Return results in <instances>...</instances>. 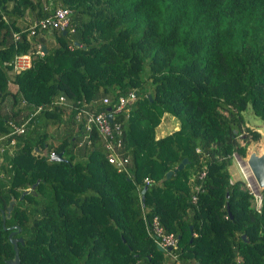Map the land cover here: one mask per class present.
<instances>
[{"label":"trees","instance_id":"1","mask_svg":"<svg viewBox=\"0 0 264 264\" xmlns=\"http://www.w3.org/2000/svg\"><path fill=\"white\" fill-rule=\"evenodd\" d=\"M58 8L64 30L29 35ZM20 54L31 66L15 71ZM79 109L114 112L125 170ZM247 110L264 121V0H0V136L25 124L1 142L15 139L0 152V264L12 232L20 264H264V188L257 210L229 173L261 138ZM165 115L179 126L158 136ZM154 217L177 238L170 253L148 233Z\"/></svg>","mask_w":264,"mask_h":264},{"label":"built area","instance_id":"2","mask_svg":"<svg viewBox=\"0 0 264 264\" xmlns=\"http://www.w3.org/2000/svg\"><path fill=\"white\" fill-rule=\"evenodd\" d=\"M69 14L70 11L64 8H58L56 9L53 13L47 15L45 18L42 19H35L33 22H31L29 26V35L30 36H35L38 32L43 33L45 30H64V28L69 24ZM16 38L18 36L16 35ZM38 52H41V46H38ZM31 60L32 56L31 54H20L14 56L11 64L12 68L15 71H21L24 69H27L31 66ZM137 99V93L136 90H132L126 95L121 96L119 98V103L115 106V113H118L120 111L124 110H129V106L133 104V102ZM60 103H64V97L61 96L58 100ZM104 102H107V98L103 100ZM42 109L41 107H38L36 110H31L30 116H34L37 111H40ZM113 112V113H114ZM108 113L109 112H101L98 114H93V113H88L85 109H79L78 115H77V121L81 122L82 117H87V122L85 124V127L87 130H91L93 124L99 135H101L104 139H107L106 142V147L109 148L112 151V154L109 155L108 161L110 163H114L115 166L119 168V170H125L124 166L126 162L128 161L127 157H121L117 154L116 149L121 146L122 139H114L115 134L120 135L121 134V126L120 123L115 122L111 124V120L108 118ZM112 113V114H113ZM9 124L12 126V131L10 134L5 135V136H0V152H3L5 147H8L10 145L15 144V139L11 138L8 142L9 144H2L1 142L4 139H7L8 136L10 135H15V134H22L25 132V124L24 123H14V122H9ZM114 133V134H113ZM46 152L40 153V155L45 156ZM57 156V153H55L53 150H51L45 157L47 158L48 161H53L54 158ZM1 161L2 159L0 158V177L3 176V172L1 169ZM203 174V173H202ZM145 183L150 184L151 180L149 178H145ZM195 200V198H193ZM148 233L155 239L157 242L158 246L162 247L164 251L167 253H170L169 248L175 247L177 244V238L175 237L174 234H165L163 228L159 224V220L157 217L153 218V221L148 227ZM175 257V256H173Z\"/></svg>","mask_w":264,"mask_h":264},{"label":"rangeland","instance_id":"3","mask_svg":"<svg viewBox=\"0 0 264 264\" xmlns=\"http://www.w3.org/2000/svg\"><path fill=\"white\" fill-rule=\"evenodd\" d=\"M24 23H30L29 19H26ZM170 120L172 121L171 126H165L163 129V135H166L173 131L172 126L177 125L179 126V121L174 118L170 117ZM244 117L246 119V125L245 127L251 128L252 130H257L261 133V138L258 141H251L247 146V153L245 157L240 156L238 153L233 154V161L232 164L229 166V173L231 176L232 181L236 180H242L245 183V186L249 189V191L253 194L255 198L261 196V188L258 186L248 164L247 160L249 155L252 152H255L256 154H261L264 150V121L259 119L257 116H255L251 110H247L244 113ZM246 134V132H243L240 137L239 141L241 144H243V136ZM244 171V172H243ZM245 173V174H244ZM246 175V176H245ZM258 206V204L256 203ZM164 256L167 257L166 253H164ZM191 264V263H189Z\"/></svg>","mask_w":264,"mask_h":264},{"label":"water","instance_id":"4","mask_svg":"<svg viewBox=\"0 0 264 264\" xmlns=\"http://www.w3.org/2000/svg\"><path fill=\"white\" fill-rule=\"evenodd\" d=\"M66 31H63V33H65ZM47 49L46 46L43 45L42 46V53H46ZM108 111L111 110L110 107L107 108ZM108 118L109 120L112 119V113H108ZM62 157V153H58L57 156L54 158V160H61ZM187 163V158H183L181 160V162L177 165V167L174 170H170L167 172V177H170L174 172L181 170L184 165ZM247 164L258 184V186L263 189L264 188V150L261 154H256L255 152H252L247 160ZM39 182V180L36 181V183L34 185H32L31 189H34V187L37 185V183ZM27 192V191H25ZM24 192V193H25ZM13 204H14V200H11L7 211H6V216L8 217L10 215V212L13 208ZM5 221V217H3V224ZM17 230H19V228H17ZM14 232L10 233L9 235V240L11 242V244L13 245V249H14V257L11 259H8L6 261V264H20V257H19V252H18V242H22V238L21 237H13ZM158 249L163 251V248L158 246ZM169 250H171V248H169Z\"/></svg>","mask_w":264,"mask_h":264},{"label":"crops","instance_id":"5","mask_svg":"<svg viewBox=\"0 0 264 264\" xmlns=\"http://www.w3.org/2000/svg\"><path fill=\"white\" fill-rule=\"evenodd\" d=\"M168 116L169 115H165L164 118L161 120V123L158 125V128H157V135L158 136H164L163 135V129L165 128V126H171L172 121L170 120V118ZM170 117H172V116H170ZM172 128H173V130H175L178 128V126L173 125Z\"/></svg>","mask_w":264,"mask_h":264},{"label":"clouds","instance_id":"6","mask_svg":"<svg viewBox=\"0 0 264 264\" xmlns=\"http://www.w3.org/2000/svg\"><path fill=\"white\" fill-rule=\"evenodd\" d=\"M137 97H138V94H137ZM261 199H262V195L260 197H257V198L253 197V204H254V206L256 207L257 210H259L260 207H261ZM256 203L258 204V206L256 205Z\"/></svg>","mask_w":264,"mask_h":264},{"label":"bare ground","instance_id":"7","mask_svg":"<svg viewBox=\"0 0 264 264\" xmlns=\"http://www.w3.org/2000/svg\"><path fill=\"white\" fill-rule=\"evenodd\" d=\"M244 172V171H243ZM245 174V173H244ZM246 176V175H245Z\"/></svg>","mask_w":264,"mask_h":264}]
</instances>
